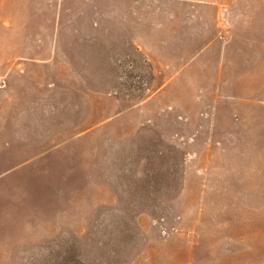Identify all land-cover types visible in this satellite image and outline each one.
<instances>
[{
  "label": "rangeland",
  "instance_id": "obj_1",
  "mask_svg": "<svg viewBox=\"0 0 264 264\" xmlns=\"http://www.w3.org/2000/svg\"><path fill=\"white\" fill-rule=\"evenodd\" d=\"M0 264H264V0H0Z\"/></svg>",
  "mask_w": 264,
  "mask_h": 264
},
{
  "label": "crops",
  "instance_id": "obj_2",
  "mask_svg": "<svg viewBox=\"0 0 264 264\" xmlns=\"http://www.w3.org/2000/svg\"><path fill=\"white\" fill-rule=\"evenodd\" d=\"M165 27L164 29H168L169 26H171L170 23H168L166 21V23H164ZM175 27L174 29V33L172 32V34L168 37H166L167 39L165 40H161V41H158L157 39V35L153 33L152 37H149L147 36L148 38L146 39L147 43H149L150 45H152L151 47V53H160V58L159 59H156V60H161V61H169L173 63H177V61L179 60H184V58L182 57V55L180 53H182L181 50H178V47L175 45V40H179V37L180 35L178 34L179 30L176 29L177 27L174 25L173 28ZM163 29V30H164ZM169 39H170V42H172V44L169 43ZM155 48V49H154ZM170 54H174L175 56L169 58L168 55ZM169 58V60L167 59ZM173 68V66L171 67ZM164 84V83H163Z\"/></svg>",
  "mask_w": 264,
  "mask_h": 264
}]
</instances>
